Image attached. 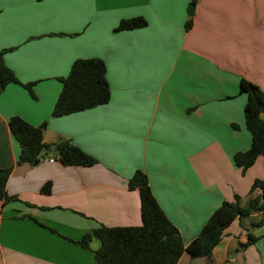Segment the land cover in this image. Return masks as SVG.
Segmentation results:
<instances>
[{
	"label": "crops",
	"instance_id": "crops-1",
	"mask_svg": "<svg viewBox=\"0 0 264 264\" xmlns=\"http://www.w3.org/2000/svg\"><path fill=\"white\" fill-rule=\"evenodd\" d=\"M137 17L147 26L114 31ZM2 50L34 98L18 84L0 94V168H11L5 190L15 198L0 201V264H96L100 242H75L141 225L138 192L128 189L136 171L184 245L223 202L238 196L243 207L259 194L251 187L264 178L263 158L242 173L233 156L251 141L240 80L264 92V0H0ZM92 58L106 66L109 102L51 117L60 80ZM12 117L45 123L46 144L68 140L96 163H50L43 152L36 165H17ZM205 262L184 253L178 264ZM211 264H264V208L231 222Z\"/></svg>",
	"mask_w": 264,
	"mask_h": 264
},
{
	"label": "trees",
	"instance_id": "trees-1",
	"mask_svg": "<svg viewBox=\"0 0 264 264\" xmlns=\"http://www.w3.org/2000/svg\"><path fill=\"white\" fill-rule=\"evenodd\" d=\"M191 21L190 18L185 29L191 28ZM146 26L145 19L137 17L120 21L114 31H130ZM6 52L5 50L0 51V94L7 85L18 84L34 98L31 90L33 84H20L13 72L5 65L4 54ZM60 82L61 90L51 112L53 118L93 109L107 104L110 100L106 66L100 59L75 60L68 75ZM239 92L246 96L243 118L251 141L248 150L233 156V164L244 173L258 157H262L264 172V121L261 119V115L264 114V92L244 79L240 80ZM8 126L20 149L17 165H33L43 152L56 156L62 165L90 167L96 163L92 157L83 153L68 140H61L53 145L46 144L43 141L45 123L34 127L19 117H12L9 119ZM10 173L11 168H0V201L2 204L15 199L9 197L5 190ZM128 189L138 192L141 225L101 227L75 242L83 249H88L92 238L100 242L99 249L94 252L96 264H178L184 253L191 258L211 261L215 247L220 243L224 231L231 222L264 208L263 178L254 181L251 187V192L259 190L257 196L249 198L243 207L239 205L238 196L234 197V202H223L210 215L200 234L184 245L178 230L157 204L143 172L134 173L128 181ZM49 192L50 184L47 183L41 188V193L49 194ZM255 240L253 236H248L247 244H252Z\"/></svg>",
	"mask_w": 264,
	"mask_h": 264
},
{
	"label": "water",
	"instance_id": "water-1",
	"mask_svg": "<svg viewBox=\"0 0 264 264\" xmlns=\"http://www.w3.org/2000/svg\"><path fill=\"white\" fill-rule=\"evenodd\" d=\"M194 9H195V5L194 4H189L187 6V15L189 17L193 16ZM53 151H54V149H53ZM37 163H38V161H36L33 165H36Z\"/></svg>",
	"mask_w": 264,
	"mask_h": 264
},
{
	"label": "built area",
	"instance_id": "built-area-1",
	"mask_svg": "<svg viewBox=\"0 0 264 264\" xmlns=\"http://www.w3.org/2000/svg\"><path fill=\"white\" fill-rule=\"evenodd\" d=\"M55 160H57L56 156L53 155L52 158H49V162L50 163H53Z\"/></svg>",
	"mask_w": 264,
	"mask_h": 264
},
{
	"label": "rangeland",
	"instance_id": "rangeland-1",
	"mask_svg": "<svg viewBox=\"0 0 264 264\" xmlns=\"http://www.w3.org/2000/svg\"><path fill=\"white\" fill-rule=\"evenodd\" d=\"M205 263H207V264H211V261H207V260H206V262H205Z\"/></svg>",
	"mask_w": 264,
	"mask_h": 264
}]
</instances>
